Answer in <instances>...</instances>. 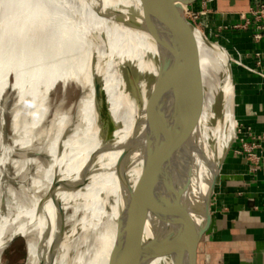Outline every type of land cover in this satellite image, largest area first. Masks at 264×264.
Listing matches in <instances>:
<instances>
[{
  "label": "bare ground",
  "instance_id": "1",
  "mask_svg": "<svg viewBox=\"0 0 264 264\" xmlns=\"http://www.w3.org/2000/svg\"><path fill=\"white\" fill-rule=\"evenodd\" d=\"M167 1L160 0L154 10H148L149 17L157 21V30L169 8ZM171 1L173 57L183 69L189 97L190 150L197 173L191 200H195L198 193L202 196L207 191L235 137L234 134L226 143L220 140L231 126L228 112L232 108L229 90L233 75L228 54L217 44L204 42L202 53L196 41L202 28L190 21V7L179 0ZM133 17L137 24H146L139 0H0V61L4 70L0 75V95L3 98L10 85L17 90L20 110L14 118V129L19 128L21 113L25 114V126L30 124L28 115L33 119L31 126L41 122L49 107L48 92L58 81L63 86L75 81L83 90L76 102V114L59 121L58 135L64 132L63 139L51 147L54 163L46 170L43 196L34 197L29 187L13 186L19 208L10 212L5 207L6 200L0 204V223L5 217L19 223L16 228L20 232L10 241L25 236L28 264H63L67 259L73 264H139L133 247L129 252L125 250L120 218L128 203L127 180L134 179L142 165L140 146L131 137L138 127L140 104L152 90L159 61L152 35L126 22ZM220 55L228 57V64ZM203 56L211 60L209 68ZM125 63L140 74L137 96L127 88L121 73ZM86 89L90 95L84 99ZM106 106L114 130L108 122ZM3 120L0 115L1 126ZM17 142L18 139L0 141V178L7 181L13 177L7 150L17 149ZM30 142L25 140V144ZM130 148L132 153L128 155ZM18 162L17 157L12 158V163ZM126 162H130L128 167ZM53 183V191L46 196ZM109 195L115 198L112 206ZM69 208L74 209V216L79 208L84 210L81 228L104 224L101 246L93 259L84 253L70 255L71 232L65 228ZM5 222L0 264L6 249L3 250ZM149 264L176 263L170 258H156Z\"/></svg>",
  "mask_w": 264,
  "mask_h": 264
},
{
  "label": "water",
  "instance_id": "2",
  "mask_svg": "<svg viewBox=\"0 0 264 264\" xmlns=\"http://www.w3.org/2000/svg\"><path fill=\"white\" fill-rule=\"evenodd\" d=\"M160 0H139L146 13V24L128 19L131 26L147 30L158 48L159 67L151 92L140 104L138 127L131 137L140 146L142 165L134 179L127 180L128 203L120 218L125 250L133 247L139 264L156 258H170L176 264H203L202 252L214 222V204L228 150L204 195L194 194L196 167L190 150L192 134L188 89L183 69L173 57L170 41L174 15L172 1L160 21L149 17L148 10ZM190 5L197 0H179ZM153 11H150V15ZM154 20V21H153ZM127 88L137 96L140 74L125 63L121 68ZM110 127L114 123L105 108ZM128 149L126 153L132 152ZM130 162H126V167ZM54 183L46 196L51 194ZM198 218L201 220L198 221Z\"/></svg>",
  "mask_w": 264,
  "mask_h": 264
},
{
  "label": "crops",
  "instance_id": "3",
  "mask_svg": "<svg viewBox=\"0 0 264 264\" xmlns=\"http://www.w3.org/2000/svg\"><path fill=\"white\" fill-rule=\"evenodd\" d=\"M257 3L264 0L203 1L209 28L220 33L233 59L256 69L248 70L232 59L231 126L220 140L226 143L235 137L224 161L203 264H264V57L255 56L264 53V38L254 39L250 14ZM198 32L196 41L204 53L203 43L210 39L203 30ZM220 57L228 64L227 56ZM203 59L208 67L211 60Z\"/></svg>",
  "mask_w": 264,
  "mask_h": 264
},
{
  "label": "rangeland",
  "instance_id": "4",
  "mask_svg": "<svg viewBox=\"0 0 264 264\" xmlns=\"http://www.w3.org/2000/svg\"><path fill=\"white\" fill-rule=\"evenodd\" d=\"M203 1L204 0H197L191 7L190 5H187L190 7L188 15L189 19L194 25L202 28L201 30H203V32L209 37L210 41L225 50L229 56L231 67L233 59L231 52L226 44V41L222 39L220 33L209 28V23L206 22V9L204 8L205 6L203 5ZM5 15L6 13L2 17ZM220 41L224 43L230 53L224 49ZM3 72V64L0 61V75ZM7 90L3 96L4 99L2 98V95H0V115H2L4 119L3 125H0V141L2 143L5 141L10 143L14 139H18V142L16 145L17 149L7 150V164L12 171L13 177L9 178L10 181L5 180L3 177L0 178V204L6 200L7 205L5 207L6 209L8 208V211L12 212L19 208V204H16V199L13 197V186L18 189L29 187L30 191L34 192V197L43 196V185L46 182V170L54 163V156L51 153V147L56 140L59 144H61L63 139L64 132L58 135V129L60 126L59 121L68 115L73 116L76 114V102L79 101L83 90L75 81H71V83L69 82L68 86H63L62 82L58 81L48 92L47 104L49 107L41 122L31 126L30 124H32L33 119L30 115H28L27 120L30 124L25 126V114L21 113L18 118V129H14V118L18 110H20V105L18 104L19 96L17 90L11 85L7 88ZM89 95V91L86 89L84 99H87ZM98 96L99 95H96V98ZM26 139H30L31 142L29 145L25 144ZM24 150H27V153H24ZM28 155H30L31 158L34 157V160L28 159ZM13 157H17V159H19L17 164L12 163ZM24 192L25 190L20 192L21 196ZM14 196L18 197L20 195L16 194ZM108 202L109 206H112L115 202L114 196L109 195ZM8 211L6 213L9 215L10 212ZM73 211V208H69L67 210L65 223L66 230L71 232L72 250L70 251V255L76 256L79 253H84L87 258L93 259L101 246L102 241L100 237L105 229L104 224H100L96 228L92 226L86 229L81 228V223L85 219V212L82 208H79L74 216ZM5 221L7 222L6 241L3 250L5 248L6 249L4 251L2 250V264H28L29 256L25 236H20L10 241L11 237L16 232H20L16 228L18 227V222L13 221V223L12 220L7 221V217H5L0 223V238L4 236L2 224ZM63 264L73 263H69L67 259L63 262Z\"/></svg>",
  "mask_w": 264,
  "mask_h": 264
},
{
  "label": "built area",
  "instance_id": "5",
  "mask_svg": "<svg viewBox=\"0 0 264 264\" xmlns=\"http://www.w3.org/2000/svg\"><path fill=\"white\" fill-rule=\"evenodd\" d=\"M251 21L254 23V33L253 37L256 41H260L264 38V3H257L250 9ZM257 58L264 57V53L257 52L255 53ZM239 65L244 66L248 70L255 71L253 67L244 64L241 59H233ZM264 75V73L262 74ZM252 155V154H250Z\"/></svg>",
  "mask_w": 264,
  "mask_h": 264
}]
</instances>
